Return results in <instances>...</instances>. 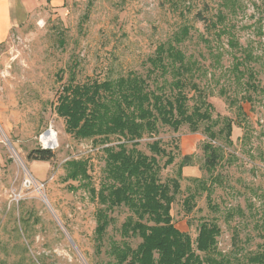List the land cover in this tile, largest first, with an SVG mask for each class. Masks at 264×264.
Instances as JSON below:
<instances>
[{"label": "rangeland", "instance_id": "rangeland-1", "mask_svg": "<svg viewBox=\"0 0 264 264\" xmlns=\"http://www.w3.org/2000/svg\"><path fill=\"white\" fill-rule=\"evenodd\" d=\"M185 27L189 36L178 46L197 63L185 93L191 108L207 97L211 119L194 131L160 125L137 149L156 157L162 183L177 180L171 214L192 241L206 221L221 229L212 256L224 258L222 264H251L264 253V0H54L0 46V264H132L131 256L118 257L119 249L141 243L123 233L133 215L128 207L108 210L111 222L98 233L100 192L111 183L105 148L124 140L75 138L58 113L59 98L71 82L145 77L160 45ZM164 79L171 95L177 79L173 73ZM243 99L251 100L242 103L244 111ZM48 132L52 145L44 139ZM154 143L163 153L151 149ZM208 143L224 154L211 170ZM37 149L54 156L29 160ZM170 154L174 161L165 166ZM185 156L192 163L179 175ZM72 160L86 164V177L69 178Z\"/></svg>", "mask_w": 264, "mask_h": 264}, {"label": "trees", "instance_id": "trees-1", "mask_svg": "<svg viewBox=\"0 0 264 264\" xmlns=\"http://www.w3.org/2000/svg\"><path fill=\"white\" fill-rule=\"evenodd\" d=\"M188 36L189 29L185 27L175 40L160 45L156 57L150 60L151 68L145 77L130 73L127 77L102 84L93 82L79 85L71 82L64 87V95L59 98L58 113L66 120L67 132L75 138L91 139L102 144L109 143L112 137L124 140L117 147L105 148L106 171L111 183L100 192V203L105 209L99 210L97 214L100 223L98 233L103 235L111 222L108 210L128 207L133 215L123 224V233L140 237L141 243L135 250L128 245L125 249H119L118 257L122 261L131 256L132 264L224 262V258L217 260L212 256L217 250L220 227L216 223L202 222L196 241H192L188 233L179 230L171 214L175 194L179 190L177 180L172 186L162 183L159 177L161 168L156 157L150 158L137 149L144 135L158 132L160 125L179 129L188 124L194 131L201 122L211 119L209 108L212 104L207 97L201 101V105L191 108L185 93L186 82L193 77L197 65L178 46ZM235 70L239 71V65ZM171 73L177 80L170 84L171 95H168L165 92L166 83L160 80L165 82L164 78ZM250 77L253 78V75ZM243 101L238 106L242 111V103H251V100ZM233 126L234 122L226 125V138L230 141ZM207 134L215 138L211 129L207 130ZM128 143H131V148H128ZM151 149L156 154L163 153L158 143H154ZM203 150L209 170L224 160L222 149L215 148L212 143L206 144ZM53 156L48 149H37L30 153L29 160L49 161ZM173 156L170 154L165 166L173 163ZM191 163L192 158L185 156L180 163L179 175ZM67 166L70 169L69 178L77 180L87 176L88 169L84 162L72 160ZM190 198L194 199L193 196ZM185 205L191 212L189 198ZM199 253L206 257L203 258ZM250 263L264 264V253L253 256Z\"/></svg>", "mask_w": 264, "mask_h": 264}, {"label": "crops", "instance_id": "crops-1", "mask_svg": "<svg viewBox=\"0 0 264 264\" xmlns=\"http://www.w3.org/2000/svg\"><path fill=\"white\" fill-rule=\"evenodd\" d=\"M54 0H0V46L13 30L25 23L37 10L52 6Z\"/></svg>", "mask_w": 264, "mask_h": 264}, {"label": "bare ground", "instance_id": "bare-ground-1", "mask_svg": "<svg viewBox=\"0 0 264 264\" xmlns=\"http://www.w3.org/2000/svg\"><path fill=\"white\" fill-rule=\"evenodd\" d=\"M44 139L47 141V143L49 145H52L54 143V141H53V135L51 134V132H48V134H46V136L44 137Z\"/></svg>", "mask_w": 264, "mask_h": 264}]
</instances>
